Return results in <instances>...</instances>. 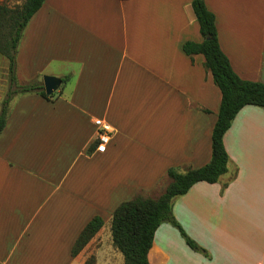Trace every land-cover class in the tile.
<instances>
[{
	"label": "crops",
	"instance_id": "0c3cea01",
	"mask_svg": "<svg viewBox=\"0 0 264 264\" xmlns=\"http://www.w3.org/2000/svg\"><path fill=\"white\" fill-rule=\"evenodd\" d=\"M204 3L234 72L264 83V0ZM201 40L192 0H45L34 12L16 50L18 79H68L54 98L35 91L9 102L0 132V264H117V205L156 198L169 168L211 158L221 92L204 56L182 49ZM5 67L0 54V101ZM96 119L112 129L103 152L95 151ZM223 143L227 172L172 199L174 218L204 251L163 222L149 264H226V241L236 236L210 219L233 215L238 264H264V108L242 107ZM94 216L103 226L72 256Z\"/></svg>",
	"mask_w": 264,
	"mask_h": 264
},
{
	"label": "trees",
	"instance_id": "16d2710c",
	"mask_svg": "<svg viewBox=\"0 0 264 264\" xmlns=\"http://www.w3.org/2000/svg\"><path fill=\"white\" fill-rule=\"evenodd\" d=\"M44 1L23 0L14 7L0 2V54L6 62L8 80L7 92L0 101V132L6 121L9 102L15 95L35 91L46 98H54L57 95L56 92H45L42 78L20 81L15 58L24 27ZM192 7L202 40L185 41L182 49L187 55L204 56V67L211 72L213 81L221 92L217 118L211 133V158L197 168H169L166 171L169 181L158 197L138 194L117 205L111 217V237L113 246L123 255L124 264H149L148 252L154 233L162 222L175 226L190 248L204 251L174 218L172 199L187 193L197 182H217L228 170L229 157L223 136L232 120L246 105L264 108V83L242 79L234 72L228 57L219 46L214 14L206 7L204 0H192ZM67 79L68 76L63 77L62 83ZM103 223L100 216H94L84 226L72 246V256H76L89 243Z\"/></svg>",
	"mask_w": 264,
	"mask_h": 264
},
{
	"label": "rangeland",
	"instance_id": "374dc122",
	"mask_svg": "<svg viewBox=\"0 0 264 264\" xmlns=\"http://www.w3.org/2000/svg\"><path fill=\"white\" fill-rule=\"evenodd\" d=\"M22 1L23 0H6L4 2L7 5L14 7V6L21 4ZM163 190L164 189L161 190V193L163 192ZM171 208H172V204H171ZM210 221L212 222L211 226H214L219 221H221L223 223L226 222L225 227L229 231L228 236H236V239H231V240L226 241V264H238V241H237L238 218H237V216L236 215L228 216V217L226 216V219H224V220L218 219V218H213V219H210ZM233 232H235V234ZM117 253L119 255V258L117 259L119 263L117 262V264H124L122 253L118 250H117Z\"/></svg>",
	"mask_w": 264,
	"mask_h": 264
},
{
	"label": "built area",
	"instance_id": "2783aa9c",
	"mask_svg": "<svg viewBox=\"0 0 264 264\" xmlns=\"http://www.w3.org/2000/svg\"><path fill=\"white\" fill-rule=\"evenodd\" d=\"M95 124L98 127L96 139H95V151L103 152L106 149L107 144L110 141L112 129L108 123L100 119H96Z\"/></svg>",
	"mask_w": 264,
	"mask_h": 264
},
{
	"label": "water",
	"instance_id": "95a60500",
	"mask_svg": "<svg viewBox=\"0 0 264 264\" xmlns=\"http://www.w3.org/2000/svg\"><path fill=\"white\" fill-rule=\"evenodd\" d=\"M43 87L47 94H51L61 85V78L53 75H44L42 78Z\"/></svg>",
	"mask_w": 264,
	"mask_h": 264
}]
</instances>
